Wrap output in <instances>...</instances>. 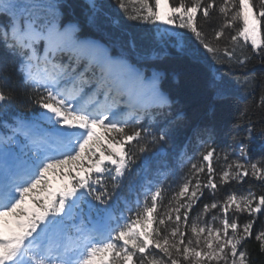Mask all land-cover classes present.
I'll list each match as a JSON object with an SVG mask.
<instances>
[{
	"label": "trees",
	"instance_id": "obj_1",
	"mask_svg": "<svg viewBox=\"0 0 264 264\" xmlns=\"http://www.w3.org/2000/svg\"><path fill=\"white\" fill-rule=\"evenodd\" d=\"M48 1L49 5L37 3L30 12L33 22L36 20L42 31L49 21L57 26L72 23L79 27L72 32L75 47L51 55L63 64L66 82L72 83L73 88L94 82L96 70L83 75L81 81L72 75V69L83 71L88 61H95L97 67L107 70L122 59L117 68L124 79L117 89L121 97L127 92L125 74L131 66L147 73L152 71L157 78L158 94L145 104L142 119L127 122L130 129L144 133L139 143L129 149L135 162L129 165L131 171L121 182L119 197L110 202V212L104 214L92 209L97 222H107L112 228L121 226L135 217L145 204L150 206V197L157 190L163 195L154 217L158 219L171 212L178 203L181 204V200L173 198L178 197L185 183L196 178L202 185L207 182V167L202 157L212 149L215 150L211 160L213 179L218 187L214 192L202 187L203 197L195 210L212 203L222 205L235 194L264 195V181L251 176L244 178L243 183L232 180L231 176L228 183L220 180L226 168L238 158L249 169L252 164L264 169V55L253 52L250 46H237L231 59L224 56L226 50H232L228 37L233 33L225 29V36L220 41L215 40L224 22L218 8L208 19L198 16L197 21L205 41L219 49L213 54L207 52L187 30L128 19L133 11H140L139 6L129 0H124L128 13L121 11L117 0ZM215 2L220 5L222 0ZM60 5L67 7L61 8ZM8 24V19L0 16V32ZM88 40L96 42L95 47L88 45ZM45 50L46 47L38 43L25 55V51L13 47L10 40L0 41V92L8 97L0 103L1 126L16 120L32 125L42 122L43 109L37 101L46 93L25 79L24 69L28 59L40 57ZM240 60L246 63L241 64ZM86 90L88 94L93 92L92 87ZM162 134L167 137L164 143L158 140ZM140 147L147 151L141 154ZM241 147L245 149L246 158L241 157ZM202 165L205 170L197 176ZM102 180L111 191L113 181L110 177ZM34 195L36 197L37 193ZM235 214L243 220L255 219L252 237L244 241L243 248L247 253V264H264V251L255 238L258 226L264 225V213L255 217ZM157 227L161 228L163 235L165 227L174 225H153V228ZM185 239L187 241L188 237ZM149 252V259L154 258V264H171L168 257L157 249L151 248ZM172 255L178 264H192L175 252ZM138 256L133 257V264H137Z\"/></svg>",
	"mask_w": 264,
	"mask_h": 264
},
{
	"label": "snow or ice",
	"instance_id": "obj_2",
	"mask_svg": "<svg viewBox=\"0 0 264 264\" xmlns=\"http://www.w3.org/2000/svg\"><path fill=\"white\" fill-rule=\"evenodd\" d=\"M117 3L121 11L129 12L124 0H117ZM129 3L138 5L140 11H133L128 19L187 30L207 52L213 54L219 49L205 41L197 21L198 16L208 19L210 13L218 8L224 22L215 40L220 41L225 36V29L233 33L228 37L232 50H226L224 56L231 59L237 46H250L253 52L264 55V0H222L220 5L215 0H152V3L149 0H129ZM32 7L19 0H8L7 3L0 0V16L6 17L11 25L0 32V41L10 40L12 46L23 49L25 55L38 43L49 49V55L75 47L70 27L57 26L49 21L42 31L31 18ZM238 62L246 63L244 60ZM57 83L54 76L49 84L42 85L46 95L37 101L38 106L45 110L41 119L51 124L53 130L34 142L32 153L35 159L30 156L18 170L0 173L3 177L0 178V264H133V257L137 254V264H154V258L149 259L151 248L162 252L171 264H178L173 252L177 256L182 254L184 261L191 259L193 264H212L213 261L216 264H247V253L239 251L238 246L252 237L255 219L241 227L236 219L229 221L228 212L234 207L236 213H247L250 217L264 213V195L256 197L254 193H249L239 200L232 195L222 205H205V215L220 208L222 230L213 228L211 223L200 225L194 222L190 232L195 239L186 241L187 232L181 231V228L188 225V214L193 207L191 201L199 200L203 195L199 179L194 185L189 180L178 197L173 198L179 201L187 197L189 203H178L171 212L157 219L154 214H158V198L163 195L157 190L150 197V206L145 204L135 217L116 229L107 240L89 244L75 260L54 257L49 236L71 209L77 207L79 200L91 198L95 204L89 203L90 209L104 214L110 212V202L119 197L121 182L131 171L129 165L135 162L129 149L134 143L138 144L144 135L142 130L130 129L127 121L117 120L112 109L94 107V101L85 100L77 104L76 100L80 98L66 95ZM7 99L0 92V103ZM97 129H102L104 135L98 134ZM158 140L164 143L167 137L162 134ZM146 151L144 147L139 148L141 154ZM239 151L241 157L246 158L245 149L241 147ZM214 152V149L209 150L202 157L207 163L208 174L202 187L213 192L218 187L213 179L211 164ZM234 167V174L224 171L220 176L222 183H228L230 176L239 183L249 176L264 181V169L257 164H252L249 169L245 163L237 162ZM204 170L202 165L197 176ZM50 173H59L67 183L51 191L47 179ZM106 174L113 181L111 191L100 179ZM38 191L44 192L42 202L34 195ZM97 205L100 207L97 208ZM181 209H184L183 215ZM172 213H175L174 219ZM218 219L212 216L211 222ZM169 223L174 227H165L163 235L160 227L153 228L154 224L165 226ZM136 225L144 227L137 231ZM205 234L202 246L200 237ZM255 238L264 251V231Z\"/></svg>",
	"mask_w": 264,
	"mask_h": 264
},
{
	"label": "rangeland",
	"instance_id": "obj_3",
	"mask_svg": "<svg viewBox=\"0 0 264 264\" xmlns=\"http://www.w3.org/2000/svg\"><path fill=\"white\" fill-rule=\"evenodd\" d=\"M4 2L7 3L8 0H4ZM19 2L33 5V7L30 9V12H32V10L35 8L37 3H39V2L42 4L46 3L47 5H49L47 3V2H49L48 0H19ZM35 22H36V20H34V23ZM63 25H65L66 27H70L72 32L79 30V27L76 24H72V23L66 24L65 23ZM8 27L10 28L11 25L8 24ZM3 31H4V29H3ZM87 44L90 45L91 47H95L96 42H94L92 40H88ZM50 57H51V55H49V49L46 47V50L41 54L40 57L27 61L26 68H25L26 76L29 77V79L32 81V83L38 87H42V85H44V84H49V82L55 76V78L58 81V83H57L58 88L63 90L66 95L80 98V99L76 100L77 104H79L85 100L90 102L91 101L90 99L92 98L93 94L89 95L82 88H79V90L77 92L71 91L70 90L71 85L70 84L68 85L65 81L62 80V75L64 73H66L62 64L60 63V61H58L54 58H50ZM75 60L77 61V59H75ZM121 62H122V59L119 60V63L117 65L107 69V70H109V71H107L109 74V77L106 80L107 83L104 84V86L103 85L101 86V89L104 90L105 92H107V94H105L106 97L104 98V100H102V101L99 100L100 104H98L99 105L98 107L101 110L112 109L113 115L115 116V118L117 120H119L118 119L119 116L124 115V119H122V121L129 122V121L135 120L137 118H138V121H140L141 120L140 116H142V117L144 116V113L142 112V110L138 111V112L131 111V112H128L125 114V112H127L130 108V106H128L126 104H124L120 108H114L113 109L114 104L112 103V97L114 96L113 94H115L117 91H115L116 90L115 88H113L111 90V89H109V87L114 85L112 83V79H113V77H115V72L117 71L118 65ZM84 65H85L84 66L85 68L83 69V71H81L80 69H75V68L72 69L73 74H75V76H76L74 79H77V81L83 80V75H87L88 73H91L94 70H96V74H94L95 77L97 76L98 73L102 74V69L99 67L96 68V65L94 63H87L86 62ZM83 72L85 74H83ZM107 72H104V73L107 74ZM44 73H45V75H50V77L46 78V80H44V81L39 80V78H40L39 75H42ZM125 75L127 76V80L125 83L127 86V91L130 95L129 100H135L137 106H139L140 108L143 109V105L145 104V102H147L148 100H153L158 94V89L156 86V79L157 78H156L155 74H153L152 71H149L147 73L144 70H141L139 67L133 65L127 70ZM104 77L105 76H103V79H104ZM116 81L121 82V81H123V79L119 78ZM37 82H39V83H37ZM101 83L102 82L100 81L99 84H101ZM107 84H109V86ZM93 91H94V89H93ZM76 93H79V95ZM163 97L165 98V96H163ZM118 103H122V102L119 101ZM95 104L96 103L93 104L94 107H95ZM44 111H43V113H44ZM45 123L47 124V126L50 127V129L53 130L51 124H49L47 121H45ZM33 129L34 128L28 127L25 123L23 124V122H18V124H16V125L6 124L5 129H0V145L3 147L7 146L6 147L7 151H9V153L11 152L14 155H16L18 159L22 160V158H23L27 161L30 158V156H31V158H33L35 156V154L32 153V147H31V145H34V144L29 143L31 141L30 138L33 135H35L36 133H40V134L42 133L41 132L42 129H39V131H37V130L34 131ZM43 130L45 132H47L48 129L43 128ZM96 131L98 134L104 135L102 129H97ZM27 146H29V148ZM241 160L242 159L238 158L236 160V162H234L233 164H231L229 167L226 168V171H229L230 174H234L236 171V169L234 167L235 163H237V162L245 163V162H242ZM204 165H206V167H207L206 162H204ZM64 171H66V169ZM58 177H61V175H59V173H56V174L50 173L49 176L47 177V179L50 181L49 189L51 191H56L59 189V188H57L58 185L62 186L63 184L67 183L66 179H61V178L58 179ZM197 179H199V178H196V180ZM196 180L193 181V179H191L192 185L195 184ZM192 185H190V190H191ZM200 191H202V193H203L202 182H201V190ZM36 193H37V195H36L37 199H43L44 198V192L43 191H38ZM235 195L237 196V198L239 200L240 198L246 197L249 194L248 195H237V194H235ZM202 197H203V195L200 197L199 200L194 199L193 201H191L193 207L191 209V212L188 214L189 215L188 225L181 228V231L187 232L188 239L189 238H191L193 240L195 239V237H193L192 233L190 232V227L194 222L197 224H200V225H206V224L211 223V226L213 228H220L222 230V225L220 223V220L223 219V216L221 215L220 208H217L215 210H211L206 215L203 214L204 206L201 210H195V208L197 207V205H198L199 201L202 199ZM158 200H159V198H158ZM187 203H189L187 197H185L183 200H181V204H187ZM183 212H184V209H181V215H183ZM235 213L236 212L234 211V207L232 210H230L228 212V219L230 222L233 219H236L237 223L241 227H243L244 224L249 222L248 220H243V218L242 219L238 218V216L236 217ZM240 214L245 215L247 213H240ZM173 216L175 217V213L173 214ZM212 216H217L219 219L215 222H211ZM57 219H60V218H57ZM83 221H86L88 223H92V222L94 223L93 216L90 213L85 212V210H83L80 206L77 205V207L71 209V211L63 219L62 223H60L56 226V228L53 230V233L50 234L49 240L57 239V238H64V237L67 239L69 238L72 241L73 248H76V250L79 252V254L82 255L85 247H81L80 241H78V235L75 234V230L73 229V227L77 228L78 224L81 222L83 223ZM124 223L121 224V226L114 227L112 233H111V229L109 228L110 233L113 234L116 229L123 227ZM135 227H136L137 231H141L144 226L143 225H136ZM254 228H255V225H254ZM254 228H253V230H254ZM253 230H252V232H253ZM262 231H264V225L258 226L256 235ZM206 235L207 234L200 237L202 246H203V241L206 238ZM229 235H231L230 230H229ZM107 239H105V240H107ZM101 241H104V240H100V242ZM243 243L238 247H239V251L245 252V250L243 248ZM180 257L183 259L182 254L180 255ZM185 262L193 264V261L191 259L189 261H185ZM212 264H216V262L213 261ZM221 264H222V262H221Z\"/></svg>",
	"mask_w": 264,
	"mask_h": 264
},
{
	"label": "bare ground",
	"instance_id": "obj_4",
	"mask_svg": "<svg viewBox=\"0 0 264 264\" xmlns=\"http://www.w3.org/2000/svg\"><path fill=\"white\" fill-rule=\"evenodd\" d=\"M46 75H40V78H44ZM42 136L35 135L33 141H39ZM4 145V144H3ZM18 161L16 157L10 152H7L3 146L0 145V173H11L16 170ZM0 178H3L0 176Z\"/></svg>",
	"mask_w": 264,
	"mask_h": 264
},
{
	"label": "water",
	"instance_id": "obj_5",
	"mask_svg": "<svg viewBox=\"0 0 264 264\" xmlns=\"http://www.w3.org/2000/svg\"><path fill=\"white\" fill-rule=\"evenodd\" d=\"M79 201H80V200H79ZM79 201H78V202H79ZM78 202H77V203H78Z\"/></svg>",
	"mask_w": 264,
	"mask_h": 264
}]
</instances>
